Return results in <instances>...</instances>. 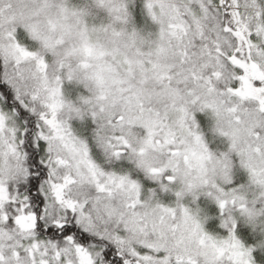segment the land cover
Returning <instances> with one entry per match:
<instances>
[{
    "label": "snow or ice",
    "instance_id": "obj_1",
    "mask_svg": "<svg viewBox=\"0 0 264 264\" xmlns=\"http://www.w3.org/2000/svg\"><path fill=\"white\" fill-rule=\"evenodd\" d=\"M0 264H264V0H0Z\"/></svg>",
    "mask_w": 264,
    "mask_h": 264
}]
</instances>
